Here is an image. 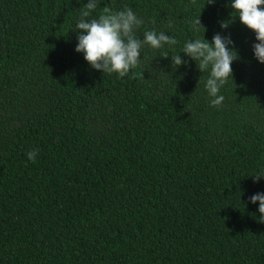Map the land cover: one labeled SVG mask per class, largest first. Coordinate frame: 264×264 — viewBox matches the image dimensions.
Returning <instances> with one entry per match:
<instances>
[{"label":"trees","instance_id":"trees-1","mask_svg":"<svg viewBox=\"0 0 264 264\" xmlns=\"http://www.w3.org/2000/svg\"><path fill=\"white\" fill-rule=\"evenodd\" d=\"M87 2L0 0V264H264L249 201L264 192L252 177L264 173L255 33L238 17L221 28L231 0H98L88 19L127 7L137 38L178 41L145 46L120 78L75 51ZM216 33L239 57L219 107L181 52ZM177 54L187 64L174 70Z\"/></svg>","mask_w":264,"mask_h":264},{"label":"clouds","instance_id":"clouds-1","mask_svg":"<svg viewBox=\"0 0 264 264\" xmlns=\"http://www.w3.org/2000/svg\"><path fill=\"white\" fill-rule=\"evenodd\" d=\"M215 0H207L213 4ZM233 10L231 19L220 23L222 29H227L236 17L242 25L255 33L256 43L252 45L254 58L264 64V0H231ZM98 8V0H88L80 9V18L75 24L78 32L75 51L83 53L85 61L95 70L104 74H117L123 78L135 69L141 60V49L145 46L152 49H161L165 45H176L178 41L164 32L155 30L146 31L143 38H137L136 30L143 24L136 14L125 7L123 10L112 11L105 6L96 18L88 19ZM195 31L200 28L206 31L199 17L192 21ZM229 36L216 33L209 42L203 38H195L186 41L181 52L192 61H195L197 69L201 73H208L205 81V89L213 107H219L224 101V96L219 95L220 89L229 78H232V63L237 60L238 53ZM165 53L162 57L167 58ZM172 67L175 70L187 61L182 60L180 54L171 56ZM200 81V80H199ZM38 149L27 152L28 159L35 163ZM253 182H258L264 173L252 175ZM252 204L259 202V222L264 223V192L256 193L249 197Z\"/></svg>","mask_w":264,"mask_h":264}]
</instances>
